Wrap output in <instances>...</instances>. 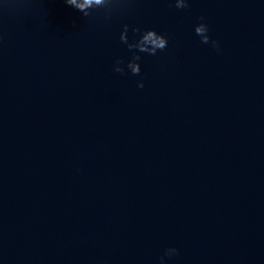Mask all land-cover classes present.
Here are the masks:
<instances>
[{
    "label": "water",
    "instance_id": "95a60500",
    "mask_svg": "<svg viewBox=\"0 0 264 264\" xmlns=\"http://www.w3.org/2000/svg\"><path fill=\"white\" fill-rule=\"evenodd\" d=\"M173 3L0 0V264H264V0Z\"/></svg>",
    "mask_w": 264,
    "mask_h": 264
},
{
    "label": "clouds",
    "instance_id": "9594fccd",
    "mask_svg": "<svg viewBox=\"0 0 264 264\" xmlns=\"http://www.w3.org/2000/svg\"><path fill=\"white\" fill-rule=\"evenodd\" d=\"M65 3L78 10L84 17H102L105 23H110L116 15L130 8L133 0H65ZM169 6L175 7L177 10H186L190 7V4L189 0H174V3ZM199 20L200 22L194 27L195 36L199 37L201 44H210L219 54L221 51L219 43L211 39L209 27L207 23L203 22L204 17L201 16ZM131 31L135 37L133 42H129V26L127 24L123 25L119 40L122 44L126 45L127 50L132 53V56L126 63L124 59H117L113 70L121 75L130 73L132 76H139L141 74L142 54L157 56L168 47L169 38L166 34L160 33L155 29L135 27ZM137 87L144 88V83L138 82ZM177 255H179V250L175 247H169L159 257V264H167L169 260H172Z\"/></svg>",
    "mask_w": 264,
    "mask_h": 264
}]
</instances>
